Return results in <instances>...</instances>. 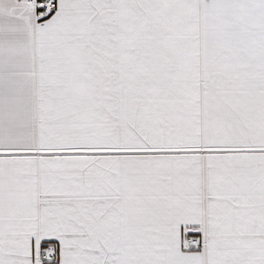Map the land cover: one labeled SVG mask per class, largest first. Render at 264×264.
Here are the masks:
<instances>
[{"label":"snow or ice","instance_id":"snow-or-ice-1","mask_svg":"<svg viewBox=\"0 0 264 264\" xmlns=\"http://www.w3.org/2000/svg\"><path fill=\"white\" fill-rule=\"evenodd\" d=\"M0 264H264V0H0Z\"/></svg>","mask_w":264,"mask_h":264}]
</instances>
